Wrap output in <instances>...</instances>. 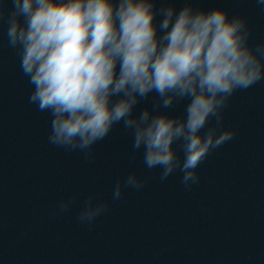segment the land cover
Listing matches in <instances>:
<instances>
[{"label":"clouds","instance_id":"clouds-1","mask_svg":"<svg viewBox=\"0 0 264 264\" xmlns=\"http://www.w3.org/2000/svg\"><path fill=\"white\" fill-rule=\"evenodd\" d=\"M10 3L11 10L0 4V25L30 86L27 102L50 116L49 145L86 160L121 127L145 170H159L161 182L179 173L190 189L209 155L236 135L224 126L234 94L264 81V43H250L247 18L224 7L197 0ZM255 3L264 9V0ZM185 100L184 113L172 114ZM144 101L151 106L138 110ZM146 183L131 171L116 180L111 200ZM76 199L59 200L58 212L70 211ZM108 209V200L89 195L76 219L90 226Z\"/></svg>","mask_w":264,"mask_h":264},{"label":"water","instance_id":"water-1","mask_svg":"<svg viewBox=\"0 0 264 264\" xmlns=\"http://www.w3.org/2000/svg\"><path fill=\"white\" fill-rule=\"evenodd\" d=\"M0 4L11 10L10 0ZM197 4L245 16L250 43H264V9L255 0ZM5 31L0 25V264H264V81L234 94L224 126L235 137L185 189L179 173L161 182L159 170H145L121 127L87 160L49 145L50 116L28 104L30 86ZM186 104L172 114L182 115ZM144 106L151 101L138 110ZM131 171L147 177L145 187L113 202V185ZM89 195L108 200L109 209L81 225L76 217ZM72 196L70 211L59 213L57 202Z\"/></svg>","mask_w":264,"mask_h":264}]
</instances>
